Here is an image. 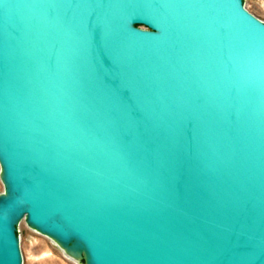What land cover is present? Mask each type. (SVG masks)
I'll list each match as a JSON object with an SVG mask.
<instances>
[{
	"label": "water",
	"instance_id": "water-1",
	"mask_svg": "<svg viewBox=\"0 0 264 264\" xmlns=\"http://www.w3.org/2000/svg\"><path fill=\"white\" fill-rule=\"evenodd\" d=\"M0 181V264L21 221L81 264H264V19L0 0Z\"/></svg>",
	"mask_w": 264,
	"mask_h": 264
},
{
	"label": "rangeland",
	"instance_id": "rangeland-1",
	"mask_svg": "<svg viewBox=\"0 0 264 264\" xmlns=\"http://www.w3.org/2000/svg\"><path fill=\"white\" fill-rule=\"evenodd\" d=\"M247 7L264 19V0H245ZM2 183L0 181V191ZM22 264H81L68 257L49 237L28 227L24 221L18 225Z\"/></svg>",
	"mask_w": 264,
	"mask_h": 264
}]
</instances>
